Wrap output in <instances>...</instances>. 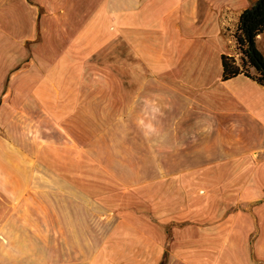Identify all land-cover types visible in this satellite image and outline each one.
<instances>
[{
  "label": "crops",
  "instance_id": "0c3cea01",
  "mask_svg": "<svg viewBox=\"0 0 264 264\" xmlns=\"http://www.w3.org/2000/svg\"><path fill=\"white\" fill-rule=\"evenodd\" d=\"M257 1L104 0L49 61L0 0V264H264V87L222 61Z\"/></svg>",
  "mask_w": 264,
  "mask_h": 264
},
{
  "label": "rangeland",
  "instance_id": "374dc122",
  "mask_svg": "<svg viewBox=\"0 0 264 264\" xmlns=\"http://www.w3.org/2000/svg\"><path fill=\"white\" fill-rule=\"evenodd\" d=\"M28 3L34 5L39 13V35L37 45L32 50V54L37 53L39 56H48L49 61H56L62 53L67 49L69 44L77 38L80 30L85 23L91 18V15L100 7L104 0H27ZM103 22L110 23L109 18L104 19ZM119 56L126 55V48L122 47L116 51L110 45L104 48L100 54L96 55L88 61L86 71L98 72L102 71L105 78H109L111 71H124L125 66L117 64L116 60ZM240 61V58H239ZM95 67V68H94ZM90 69V70H89ZM109 81V79H107ZM104 130V129H102ZM109 129L104 132H108ZM107 145L99 144L88 145V152H103L111 149L106 148ZM103 162L109 166L121 167L125 163V159H108V160H88V171L91 173L97 172L100 165L96 163ZM122 162V163H121ZM88 177V182H93L95 175ZM97 209H94L96 212ZM93 208H88L87 224L83 227L84 231H94ZM89 224V225H88ZM30 226V225H27ZM60 230L62 226L59 225ZM102 229V228H101Z\"/></svg>",
  "mask_w": 264,
  "mask_h": 264
},
{
  "label": "trees",
  "instance_id": "16d2710c",
  "mask_svg": "<svg viewBox=\"0 0 264 264\" xmlns=\"http://www.w3.org/2000/svg\"><path fill=\"white\" fill-rule=\"evenodd\" d=\"M254 7L243 12L235 33L240 61L223 56V80L245 75L264 87V56L256 43L258 36L264 34V0L257 10Z\"/></svg>",
  "mask_w": 264,
  "mask_h": 264
},
{
  "label": "water",
  "instance_id": "95a60500",
  "mask_svg": "<svg viewBox=\"0 0 264 264\" xmlns=\"http://www.w3.org/2000/svg\"><path fill=\"white\" fill-rule=\"evenodd\" d=\"M262 2H263V0H259V2L254 7L255 10H257L260 7V5H261Z\"/></svg>",
  "mask_w": 264,
  "mask_h": 264
}]
</instances>
